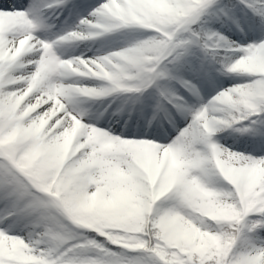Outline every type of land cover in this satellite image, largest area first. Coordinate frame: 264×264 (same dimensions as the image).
Segmentation results:
<instances>
[{
    "label": "snow or ice",
    "instance_id": "6c2138e0",
    "mask_svg": "<svg viewBox=\"0 0 264 264\" xmlns=\"http://www.w3.org/2000/svg\"><path fill=\"white\" fill-rule=\"evenodd\" d=\"M0 264H264V0H0Z\"/></svg>",
    "mask_w": 264,
    "mask_h": 264
},
{
    "label": "rangeland",
    "instance_id": "374dc122",
    "mask_svg": "<svg viewBox=\"0 0 264 264\" xmlns=\"http://www.w3.org/2000/svg\"><path fill=\"white\" fill-rule=\"evenodd\" d=\"M24 3H27V0H24ZM223 82L226 84L227 83V80L222 78ZM218 136H225L227 137V140L230 142L232 137L231 136H227V133H219ZM225 141L224 140H221V143H224ZM235 147H237L238 150H242V146L241 145H233Z\"/></svg>",
    "mask_w": 264,
    "mask_h": 264
}]
</instances>
